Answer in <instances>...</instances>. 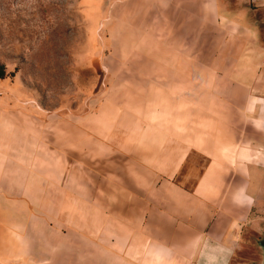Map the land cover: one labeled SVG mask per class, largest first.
Masks as SVG:
<instances>
[{"label": "crops", "instance_id": "1", "mask_svg": "<svg viewBox=\"0 0 264 264\" xmlns=\"http://www.w3.org/2000/svg\"><path fill=\"white\" fill-rule=\"evenodd\" d=\"M142 1L163 19L147 37L159 56L142 61V90L166 98L142 108L149 152L126 157L131 184L100 187L95 223L63 234L44 264H231L261 225L264 0Z\"/></svg>", "mask_w": 264, "mask_h": 264}, {"label": "rangeland", "instance_id": "2", "mask_svg": "<svg viewBox=\"0 0 264 264\" xmlns=\"http://www.w3.org/2000/svg\"><path fill=\"white\" fill-rule=\"evenodd\" d=\"M159 14L142 0H0V264H44L95 223L100 187L131 184L126 157L149 152L142 108L166 101L142 90ZM252 214L261 225L231 264L263 263V205Z\"/></svg>", "mask_w": 264, "mask_h": 264}, {"label": "water", "instance_id": "3", "mask_svg": "<svg viewBox=\"0 0 264 264\" xmlns=\"http://www.w3.org/2000/svg\"><path fill=\"white\" fill-rule=\"evenodd\" d=\"M262 249H263V263L262 264H264V246L262 247Z\"/></svg>", "mask_w": 264, "mask_h": 264}, {"label": "trees", "instance_id": "4", "mask_svg": "<svg viewBox=\"0 0 264 264\" xmlns=\"http://www.w3.org/2000/svg\"><path fill=\"white\" fill-rule=\"evenodd\" d=\"M262 205H263V207H264V201H263Z\"/></svg>", "mask_w": 264, "mask_h": 264}]
</instances>
